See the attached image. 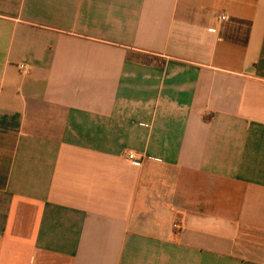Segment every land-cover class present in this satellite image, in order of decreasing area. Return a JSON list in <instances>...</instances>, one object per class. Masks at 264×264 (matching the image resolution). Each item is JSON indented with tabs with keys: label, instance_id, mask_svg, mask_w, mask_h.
<instances>
[{
	"label": "crops",
	"instance_id": "0c3cea01",
	"mask_svg": "<svg viewBox=\"0 0 264 264\" xmlns=\"http://www.w3.org/2000/svg\"><path fill=\"white\" fill-rule=\"evenodd\" d=\"M0 264H264V0H0Z\"/></svg>",
	"mask_w": 264,
	"mask_h": 264
},
{
	"label": "built area",
	"instance_id": "2783aa9c",
	"mask_svg": "<svg viewBox=\"0 0 264 264\" xmlns=\"http://www.w3.org/2000/svg\"><path fill=\"white\" fill-rule=\"evenodd\" d=\"M226 19V16L225 15H220L219 16V20L220 21H224ZM19 68L23 71L27 70L28 69V65L26 64H20L19 65ZM126 159L131 162L132 164L134 165H140L142 163V160H143V157L142 156H139L135 153H132V152H128L126 153ZM177 226V225H175Z\"/></svg>",
	"mask_w": 264,
	"mask_h": 264
},
{
	"label": "trees",
	"instance_id": "16d2710c",
	"mask_svg": "<svg viewBox=\"0 0 264 264\" xmlns=\"http://www.w3.org/2000/svg\"><path fill=\"white\" fill-rule=\"evenodd\" d=\"M128 57H132V55H128ZM132 58H136L144 63H148L150 61V59L148 57H145L144 55H135L134 57Z\"/></svg>",
	"mask_w": 264,
	"mask_h": 264
}]
</instances>
